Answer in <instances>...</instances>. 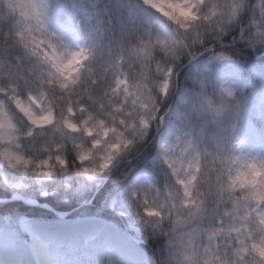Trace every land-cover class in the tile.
Here are the masks:
<instances>
[{
    "label": "snow or ice",
    "instance_id": "obj_1",
    "mask_svg": "<svg viewBox=\"0 0 264 264\" xmlns=\"http://www.w3.org/2000/svg\"><path fill=\"white\" fill-rule=\"evenodd\" d=\"M0 264H264V0H0Z\"/></svg>",
    "mask_w": 264,
    "mask_h": 264
}]
</instances>
